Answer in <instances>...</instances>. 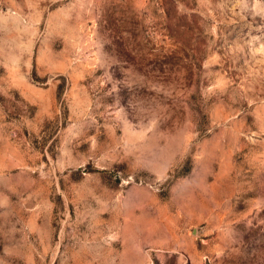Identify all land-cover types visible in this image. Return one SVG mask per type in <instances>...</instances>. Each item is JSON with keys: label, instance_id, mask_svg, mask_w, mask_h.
Returning <instances> with one entry per match:
<instances>
[{"label": "rangeland", "instance_id": "374dc122", "mask_svg": "<svg viewBox=\"0 0 264 264\" xmlns=\"http://www.w3.org/2000/svg\"><path fill=\"white\" fill-rule=\"evenodd\" d=\"M0 264H264V0H0Z\"/></svg>", "mask_w": 264, "mask_h": 264}]
</instances>
